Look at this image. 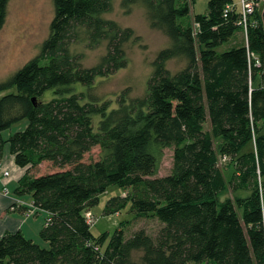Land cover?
I'll return each mask as SVG.
<instances>
[{"label": "trees", "instance_id": "obj_1", "mask_svg": "<svg viewBox=\"0 0 264 264\" xmlns=\"http://www.w3.org/2000/svg\"><path fill=\"white\" fill-rule=\"evenodd\" d=\"M9 1L0 0V31ZM113 1L54 0L40 53L0 82V159L9 142L29 171L19 193H31L50 213L41 232L49 246L7 232L0 264H264V11L245 31L240 11L225 15L232 0H209L202 14L193 12L196 0H123L129 9L143 4L171 44L155 58L146 93L132 97L127 88L112 107L74 86L93 87L129 63L125 45L134 29L103 17ZM239 30L246 41L221 49ZM104 42L100 61L85 67L76 46ZM177 57L187 64L174 73L167 62ZM97 145L100 159L84 161ZM165 147H174L172 171L155 176ZM44 162L61 169L32 174ZM114 184L128 193L112 196L105 214L131 203L138 215L164 224L155 237L145 229L127 236L123 227L92 232L85 212Z\"/></svg>", "mask_w": 264, "mask_h": 264}, {"label": "rangeland", "instance_id": "obj_2", "mask_svg": "<svg viewBox=\"0 0 264 264\" xmlns=\"http://www.w3.org/2000/svg\"><path fill=\"white\" fill-rule=\"evenodd\" d=\"M236 1L241 7V0ZM208 4L209 0H196L192 4L193 12L208 13ZM54 14V0L9 1L7 21L0 31V82L11 77L29 59L40 53L42 43L50 34V24ZM103 17L115 20L122 27L134 29L133 39L125 45L129 63L111 76L98 78L93 87L81 83H76L74 87L77 91L90 93L101 100H111L112 107H117L120 93L127 88H130L132 97L143 96L146 93L149 78L154 71V60L160 50L171 44V40L164 30L152 26L146 8L140 2L133 4L129 9L123 5V0H114L113 9L104 13ZM229 45L230 42L224 44L221 49ZM75 50L84 52L83 65L91 67L96 65L106 53V42L95 49H89L84 44H80ZM186 64V59L177 57L170 59L167 67L175 73ZM51 96L50 90L47 92V97ZM101 153L100 146H94L85 154L84 161H96L100 159ZM161 153L159 169L155 176H164L172 171L174 147H165ZM230 162V159H226L221 163L228 177L233 171ZM68 167L71 166H66ZM60 169L51 162H44L34 169V174L39 175ZM230 192L229 190L223 197L231 196ZM127 193L128 190L115 184L111 185L100 195L99 203L87 210L91 211L96 219L94 224H91V230L96 236L105 231L111 234L117 227H123L127 236L140 229H145L154 237L158 234L164 224L155 217L138 215L131 209V203L117 213L105 214V205L112 196L127 195ZM122 222L124 224H121ZM41 245L49 246L45 245L42 239Z\"/></svg>", "mask_w": 264, "mask_h": 264}, {"label": "crops", "instance_id": "obj_3", "mask_svg": "<svg viewBox=\"0 0 264 264\" xmlns=\"http://www.w3.org/2000/svg\"><path fill=\"white\" fill-rule=\"evenodd\" d=\"M258 1L261 2V5L257 10L263 12L264 0ZM230 3L234 5L235 10L238 12L241 11L242 7H239L240 3L238 4L236 0H232ZM245 41V32L239 30L231 39L230 46L243 44ZM254 83L256 87L261 86V74L257 75ZM26 125L27 122L24 121L3 131V138L6 140L9 139L15 131L24 129ZM5 170L10 172L8 177L4 175ZM27 173H29L28 167H22L17 164L15 154L11 151L10 143L6 142L3 155L0 159V239L7 232L20 230L26 237L41 244V232L47 225L50 213L34 205V199L31 193H19L18 188L21 179ZM33 173L34 171H32ZM44 243L45 245H49L45 240Z\"/></svg>", "mask_w": 264, "mask_h": 264}, {"label": "built area", "instance_id": "obj_4", "mask_svg": "<svg viewBox=\"0 0 264 264\" xmlns=\"http://www.w3.org/2000/svg\"><path fill=\"white\" fill-rule=\"evenodd\" d=\"M260 5H261V2L258 0H241L242 9L240 11L238 24L241 27H243L245 31H247L250 23H257L256 20H253V15L257 11V9L260 7ZM234 9H235L234 5L231 3H228L225 7V15L229 14ZM256 64L260 65V61L257 60ZM226 159H228V158L226 156H224L222 158V162H223V160H226ZM4 175L6 177H8L10 175V172L5 170ZM85 217H86V219L90 225L94 224V220H96V219L94 217V214H92L91 211H86ZM48 221H50V218L48 219Z\"/></svg>", "mask_w": 264, "mask_h": 264}]
</instances>
